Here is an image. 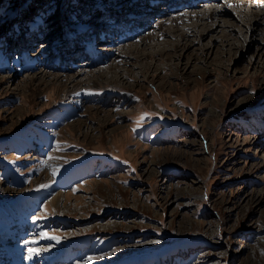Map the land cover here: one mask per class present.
Instances as JSON below:
<instances>
[{
    "label": "rangeland",
    "instance_id": "374dc122",
    "mask_svg": "<svg viewBox=\"0 0 264 264\" xmlns=\"http://www.w3.org/2000/svg\"><path fill=\"white\" fill-rule=\"evenodd\" d=\"M227 2L0 0V264H264V4L169 22Z\"/></svg>",
    "mask_w": 264,
    "mask_h": 264
},
{
    "label": "bare ground",
    "instance_id": "6f19581e",
    "mask_svg": "<svg viewBox=\"0 0 264 264\" xmlns=\"http://www.w3.org/2000/svg\"><path fill=\"white\" fill-rule=\"evenodd\" d=\"M149 1L151 2L153 0H149ZM226 1H228V2L226 4H224L223 7H220L221 4H218L219 5L218 7H216V5H215L216 8L210 6L208 9H206V10L204 9L202 11L201 10L189 11V12L187 11V13H185L183 16H172V17L170 16L172 18L171 21H169V20H167V21L171 22L172 24H175L176 26L183 25V26H185L184 27L185 29H188V30L191 29L195 33L194 39H198V38L202 37L203 35L208 34V31L210 30L209 28L204 29V31L198 37H196L198 34L197 28L199 27V25L205 26L206 23H209V22L213 21L214 19H217L218 17H220L222 10L226 9L228 4L230 6L231 5L237 6L238 9H242L243 6L254 5V3L256 4V6H257V4H259V5L264 4V0H232V1L226 0ZM155 10H156V8H155ZM253 14H256V13H253ZM258 14L264 15V12L258 13ZM149 17L150 16L146 17L145 19H148ZM161 18L158 19V22H156V23H154V22L151 23V21H148L149 19L148 20H142L141 24L145 27L141 28V33H143V31H145L146 28H148L147 25H150V27L151 26H158L161 28L162 31H164V26H165L164 24L166 23V20L165 21L161 20ZM185 29H184V32H180L178 30H176V31L171 30L168 35L172 36V38L175 37V40L178 41L179 43L186 41L190 37H188V35H187L188 32H185ZM125 36H128V34L122 35L121 39L127 40L125 38H128V37H125ZM133 37H134V35L131 36L130 39L131 38L133 39ZM153 37H151V36L150 37H146V36L140 37L141 44H138V43L135 44L134 43V44L128 45V47L126 49L139 50L140 47L146 46L150 42H152V40H154ZM92 53H94V51H92ZM83 76H84L83 78H77L76 75L72 76V75L67 74V73L66 74H64V73L60 74V73H56V72L55 73H48L47 69L46 70L41 69L39 72L33 74L32 76L31 75L27 76L26 79H30L32 82H34V81L39 80V79L45 81L48 77H52L55 82H60V83L62 82L63 79H66L64 92L65 91L66 92L78 91V90L83 89V87L86 85L91 86V84L93 86H95L96 88H97V86H100L103 83H108V85H120V86L126 85L125 79H124L126 74L123 72H119V75L114 76V75H110V72H104L103 73V71L102 72L90 71L89 73H86L85 75L83 74ZM9 80H11V79H9ZM50 84H53V82H51ZM84 89H86V88H84ZM89 112H90V114H92V111L90 108H89ZM101 112H104L105 116H106V114L108 116L110 115L109 111L100 110V109H96L94 114L100 115ZM0 190L9 191L8 188L4 187L3 182H1V181H0ZM54 194H57V192ZM58 194H61V193H58ZM58 198H59V196H57V197L52 196L50 203H56ZM112 225L113 224H108V225H104V227H107V226L110 227Z\"/></svg>",
    "mask_w": 264,
    "mask_h": 264
},
{
    "label": "snow or ice",
    "instance_id": "6c2138e0",
    "mask_svg": "<svg viewBox=\"0 0 264 264\" xmlns=\"http://www.w3.org/2000/svg\"><path fill=\"white\" fill-rule=\"evenodd\" d=\"M55 174V173H54ZM45 238H50V239H56V237L55 236H52V237H45Z\"/></svg>",
    "mask_w": 264,
    "mask_h": 264
}]
</instances>
